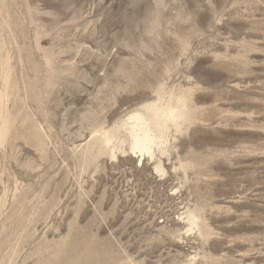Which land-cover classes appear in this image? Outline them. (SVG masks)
Wrapping results in <instances>:
<instances>
[{"label":"rangeland","instance_id":"1","mask_svg":"<svg viewBox=\"0 0 264 264\" xmlns=\"http://www.w3.org/2000/svg\"><path fill=\"white\" fill-rule=\"evenodd\" d=\"M0 264H264V0H0Z\"/></svg>","mask_w":264,"mask_h":264},{"label":"bare ground","instance_id":"2","mask_svg":"<svg viewBox=\"0 0 264 264\" xmlns=\"http://www.w3.org/2000/svg\"><path fill=\"white\" fill-rule=\"evenodd\" d=\"M150 110L154 114V120H151L142 113L134 114L129 118L130 135L132 139L131 149L133 152H139L142 155H153V145L157 143L159 139H162L163 132L160 129L156 132L155 127L158 128L162 126L163 120L174 119L175 117L172 111L170 113L164 112L166 109L161 111L156 106H152Z\"/></svg>","mask_w":264,"mask_h":264}]
</instances>
